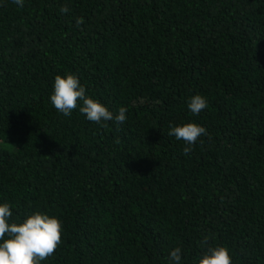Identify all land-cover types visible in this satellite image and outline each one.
Returning a JSON list of instances; mask_svg holds the SVG:
<instances>
[{
  "label": "trees",
  "instance_id": "obj_1",
  "mask_svg": "<svg viewBox=\"0 0 264 264\" xmlns=\"http://www.w3.org/2000/svg\"><path fill=\"white\" fill-rule=\"evenodd\" d=\"M67 74L126 121L59 113ZM190 122L208 134L186 155L169 132ZM5 202L16 223L61 220L41 264H170L177 247L198 264L217 246L264 264V0H0Z\"/></svg>",
  "mask_w": 264,
  "mask_h": 264
},
{
  "label": "clouds",
  "instance_id": "obj_2",
  "mask_svg": "<svg viewBox=\"0 0 264 264\" xmlns=\"http://www.w3.org/2000/svg\"><path fill=\"white\" fill-rule=\"evenodd\" d=\"M23 7L24 0H12ZM67 13L64 6L60 9ZM78 23H82L78 20ZM54 108L65 117H71L74 110L94 123L115 119L124 123L127 119V108L120 107L115 115L104 104L86 95V88L82 86L75 74L56 75L53 92L50 97ZM189 110L199 115L208 107L207 99L202 95L193 96L188 103ZM207 129L198 123L190 122L171 128L169 135L174 136L187 145L184 153L187 155L192 146ZM12 206L10 203H0V264H41L42 261L53 256L62 244L63 224L58 217L37 211L21 223L12 221ZM181 248L177 247L170 253V264H180ZM198 264H233L229 248L217 246L208 248Z\"/></svg>",
  "mask_w": 264,
  "mask_h": 264
}]
</instances>
